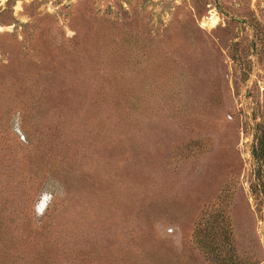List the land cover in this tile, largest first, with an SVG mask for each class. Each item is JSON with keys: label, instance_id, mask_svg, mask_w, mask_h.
I'll return each instance as SVG.
<instances>
[{"label": "rangeland", "instance_id": "374dc122", "mask_svg": "<svg viewBox=\"0 0 264 264\" xmlns=\"http://www.w3.org/2000/svg\"><path fill=\"white\" fill-rule=\"evenodd\" d=\"M0 235L21 264H264V0H0Z\"/></svg>", "mask_w": 264, "mask_h": 264}, {"label": "trees", "instance_id": "16d2710c", "mask_svg": "<svg viewBox=\"0 0 264 264\" xmlns=\"http://www.w3.org/2000/svg\"><path fill=\"white\" fill-rule=\"evenodd\" d=\"M52 132L53 133L50 135L51 138L55 139V138L59 137L57 128H54V130ZM258 146H261L260 141L258 143ZM30 170L32 171V168ZM33 172H34V170H33ZM2 240H3V237L1 236V243H2ZM19 254H20V252H19ZM20 256H21V254H20ZM20 261H21V259H19V257H17V256L12 258L11 260H7L5 251H3V253H0V264H21ZM30 262H32V260H29V263L26 262L25 264H30Z\"/></svg>", "mask_w": 264, "mask_h": 264}]
</instances>
